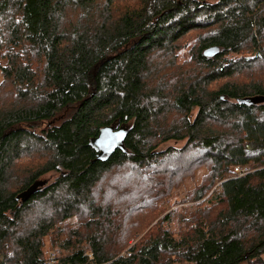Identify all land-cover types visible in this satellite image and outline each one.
Instances as JSON below:
<instances>
[{
	"label": "trees",
	"instance_id": "obj_1",
	"mask_svg": "<svg viewBox=\"0 0 264 264\" xmlns=\"http://www.w3.org/2000/svg\"><path fill=\"white\" fill-rule=\"evenodd\" d=\"M260 62L264 0H0V264H264Z\"/></svg>",
	"mask_w": 264,
	"mask_h": 264
},
{
	"label": "rangeland",
	"instance_id": "obj_2",
	"mask_svg": "<svg viewBox=\"0 0 264 264\" xmlns=\"http://www.w3.org/2000/svg\"><path fill=\"white\" fill-rule=\"evenodd\" d=\"M195 34H197V33H194V34L190 35L187 38V41L188 40L190 41L189 42V45L190 46H192L194 44L191 40H193V39L196 38V35ZM242 55L244 56L246 54L243 53ZM187 57H188V49L181 51L180 52V57L178 58L179 63L183 62V60L186 59ZM254 67L258 70L256 72L257 75H255L254 77H256L257 79L263 80L264 79V62H262V63L261 62L260 63H256ZM243 72H244V73H242L243 75L237 76L236 79L238 81H245L246 82V81L249 80L248 78H249V75H251L250 74L251 72L250 71H248L247 73H246V71H243ZM1 80H2V75H1V72H0V81ZM37 131L39 132L40 129H38ZM172 145H175V144L172 143ZM176 146L177 147H182L183 144L182 143H179V144H176ZM29 158L30 159H24L23 161H21L19 163V166L21 165V166L26 167L27 164H28V162H30V161H32L33 163L37 164L40 161H42V158L43 157H41L38 154H36L33 157H29ZM178 162L180 163L181 161H178ZM169 166H172V164L169 165ZM206 172H207V168L206 167H204V168L201 167V168H199V170L195 174H193L191 176V178H188V180L185 183H183L182 185L176 187L174 189V191H173L174 193L171 195L172 197H171L170 203H172L174 201H181V200H183L184 197H187L189 195V193H190L189 191H191V190H193L195 188L194 187L195 184H197V185L201 184V182H202V180H203ZM56 177H57V175L55 173H50V174H47L46 176H44L42 179H45L46 183L47 182L48 183H52L56 179ZM112 182L114 184H110V185L113 186V187H115L116 181L113 180ZM127 186L128 185L126 184V186H121L120 188L123 189L125 192H129V191H132V190L133 191H139V190L142 189V186L139 185V184H137V183L136 184H132L130 187H127ZM60 190H61L60 191L61 194H65V192H66V189L65 188H62ZM123 199H125L128 202V204H129L128 198L125 197ZM105 200H107V197L104 198V201ZM195 204H196L195 202H189V203H187L188 206H192V205L195 206ZM169 207H171V205H169ZM163 215L164 214L160 215V217H158L156 220H153L151 222H148L146 226L144 225L145 227L143 226L144 228L140 227L139 229L134 230L133 232H135V233H133L132 236L133 235L134 236L135 235H138L139 237H142L148 230H150L151 227H153L162 218ZM131 230L132 229L129 228V231H131ZM133 243H134V240L130 241V245H132ZM128 248L129 247H127L123 252L127 251Z\"/></svg>",
	"mask_w": 264,
	"mask_h": 264
},
{
	"label": "water",
	"instance_id": "obj_3",
	"mask_svg": "<svg viewBox=\"0 0 264 264\" xmlns=\"http://www.w3.org/2000/svg\"><path fill=\"white\" fill-rule=\"evenodd\" d=\"M218 53V47H211L205 51V55L210 57L215 56ZM131 127L132 123L124 125L116 123L112 126L102 128L99 135L92 140V145L97 151V158L100 160L106 159L117 149L123 148Z\"/></svg>",
	"mask_w": 264,
	"mask_h": 264
},
{
	"label": "built area",
	"instance_id": "obj_4",
	"mask_svg": "<svg viewBox=\"0 0 264 264\" xmlns=\"http://www.w3.org/2000/svg\"><path fill=\"white\" fill-rule=\"evenodd\" d=\"M236 171L238 172L239 170H238V169H236ZM243 173H246V170H245Z\"/></svg>",
	"mask_w": 264,
	"mask_h": 264
}]
</instances>
